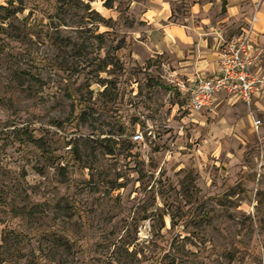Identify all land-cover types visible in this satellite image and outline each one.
I'll return each instance as SVG.
<instances>
[{"label":"rangeland","instance_id":"obj_1","mask_svg":"<svg viewBox=\"0 0 264 264\" xmlns=\"http://www.w3.org/2000/svg\"><path fill=\"white\" fill-rule=\"evenodd\" d=\"M70 1L0 0V264H264L260 130L202 160L225 113H190L140 8Z\"/></svg>","mask_w":264,"mask_h":264},{"label":"crops","instance_id":"obj_2","mask_svg":"<svg viewBox=\"0 0 264 264\" xmlns=\"http://www.w3.org/2000/svg\"><path fill=\"white\" fill-rule=\"evenodd\" d=\"M140 8L143 22L138 42L147 55H165L187 84H194L199 77L218 74L217 63L222 44L249 25L254 27V43L264 49V0H132ZM189 2L183 20L176 19L175 3ZM264 70V63L261 66ZM251 109L226 92L216 95L214 107L202 110L206 117H223L212 126L209 152L201 156L237 162L243 146L253 141L257 130L254 119L261 120L260 131L264 139V88L254 96ZM229 147L224 146V139ZM244 144V145H243ZM226 150V154L225 151ZM224 154V155H221Z\"/></svg>","mask_w":264,"mask_h":264},{"label":"built area","instance_id":"obj_3","mask_svg":"<svg viewBox=\"0 0 264 264\" xmlns=\"http://www.w3.org/2000/svg\"><path fill=\"white\" fill-rule=\"evenodd\" d=\"M254 27L249 25L241 32L226 39L222 44L217 63L218 74L199 77L196 82L187 84L179 81L181 92L187 99V109L190 113L214 107L216 95L226 92L233 98L243 100L249 109L254 96L264 88V49L258 47L253 39ZM261 120L254 119L253 126L258 131ZM144 133L137 131L133 140L143 141Z\"/></svg>","mask_w":264,"mask_h":264},{"label":"trees","instance_id":"obj_4","mask_svg":"<svg viewBox=\"0 0 264 264\" xmlns=\"http://www.w3.org/2000/svg\"><path fill=\"white\" fill-rule=\"evenodd\" d=\"M58 2H63V4H67L68 2H71L70 0H57ZM82 2V3H84V4H86V7H89V3L87 4V2H85V0H74V2ZM111 2L112 1H110V0H106V2H105V5L106 6H108V7H111ZM90 9V8H89ZM19 11H24V9L23 8H21V9H19L18 11L16 10H14L12 13H18ZM38 13H36V12H31L30 14H28L25 18H26V20L28 21V23H29V26H32V27H37V19H38V15H37ZM40 29V28H39ZM41 31V30H40ZM72 96V95H71Z\"/></svg>","mask_w":264,"mask_h":264}]
</instances>
